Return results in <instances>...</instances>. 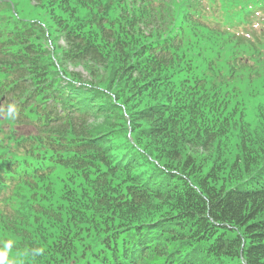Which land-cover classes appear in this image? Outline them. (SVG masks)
I'll use <instances>...</instances> for the list:
<instances>
[{"label":"trees","instance_id":"16d2710c","mask_svg":"<svg viewBox=\"0 0 264 264\" xmlns=\"http://www.w3.org/2000/svg\"><path fill=\"white\" fill-rule=\"evenodd\" d=\"M25 1L40 20L0 19V250L16 255L10 264H264V150L248 156L241 128L236 155L203 168L192 154L236 125L214 103L242 56L225 75L211 59L184 80L187 110L167 87L163 103L144 101L203 34L258 45L214 27L205 0H120L117 29L86 11L101 0Z\"/></svg>","mask_w":264,"mask_h":264},{"label":"rangeland","instance_id":"374dc122","mask_svg":"<svg viewBox=\"0 0 264 264\" xmlns=\"http://www.w3.org/2000/svg\"><path fill=\"white\" fill-rule=\"evenodd\" d=\"M4 1L14 2L17 4V7H13L12 3H8L11 5L10 11L7 14H0L1 20L10 13H16L20 17L21 15L27 16L35 20H40L39 18L43 16L34 5L26 3L25 0ZM119 4L120 0H101V7L86 11L95 18L106 16L107 22L117 29L116 18L119 16L117 11ZM6 6L4 5V7ZM225 9L227 10L229 7L226 6ZM80 14L83 13L80 12ZM41 19H44L45 22L47 21L46 18ZM143 32L145 33L144 35L149 34L148 30H143ZM261 37L264 36H259V38ZM259 38L258 46L256 47L248 45L236 47L234 44H226L222 40L210 38L206 34H203L199 38L200 41L193 42L186 49V55L180 54L176 62H173L171 67L161 74L166 76L162 82H155L157 85L154 89H151V93L145 95L148 97L144 99L146 105L163 103V99H168V91L163 89L167 87L175 92L178 104L184 105V109L187 110V108L193 106V102L188 97L187 91H184V87L189 86L184 80H193L196 77H200L201 67L204 68L208 60L218 59L215 67L220 69L225 75L230 71L225 65L226 60L230 61V59L236 56L247 57L243 70L238 73L235 72V77L233 80L231 79V91L222 95L220 99L222 101L221 105L219 106L214 103L216 111H219L222 116L232 117L236 125L214 145H209L203 150H193V156L198 161V165H201L203 168L206 167V162L212 158L213 154H220L222 160L237 154L238 134L241 128L244 129V136L250 137L248 139V156H255L264 150V40H259ZM195 40L197 39L195 38ZM198 51H201V57L189 56V54H195ZM209 117H212V115L209 114ZM124 126L128 135L127 138L131 141L132 138H129L131 130L128 126V119L124 123ZM259 143L260 145H258ZM114 147H118V144H115ZM222 148H225L227 153H222ZM191 150L189 149L190 152ZM62 181L60 179L57 182V188H62ZM14 259H17V257L15 254L9 253V248H2L0 250V264H10L11 260Z\"/></svg>","mask_w":264,"mask_h":264}]
</instances>
